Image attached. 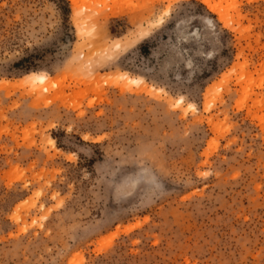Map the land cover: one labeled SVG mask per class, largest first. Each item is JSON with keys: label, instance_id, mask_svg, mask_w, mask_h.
I'll return each instance as SVG.
<instances>
[{"label": "rangeland", "instance_id": "374dc122", "mask_svg": "<svg viewBox=\"0 0 264 264\" xmlns=\"http://www.w3.org/2000/svg\"><path fill=\"white\" fill-rule=\"evenodd\" d=\"M205 1L0 0V264H264V0Z\"/></svg>", "mask_w": 264, "mask_h": 264}, {"label": "bare ground", "instance_id": "6f19581e", "mask_svg": "<svg viewBox=\"0 0 264 264\" xmlns=\"http://www.w3.org/2000/svg\"><path fill=\"white\" fill-rule=\"evenodd\" d=\"M74 3L76 4L75 1H74ZM205 4L209 6L210 10H212L214 13H217V14H219V15L221 16V12L219 11V9H218L216 6L211 5L210 0L205 1ZM221 19L223 20V17H221ZM143 33H144V31H143ZM118 46H119V45H118ZM116 49H117V48H116ZM125 76H126L127 79L133 81V79L130 78L127 74H126ZM30 77L33 78V79H36V80L42 81V82H45V81H47V80L49 79L47 76H44V75H41V74H33V75H31ZM130 230H131V229H130ZM111 243H112V242H110V244L108 243L109 245H108V244H107V245L110 246Z\"/></svg>", "mask_w": 264, "mask_h": 264}]
</instances>
